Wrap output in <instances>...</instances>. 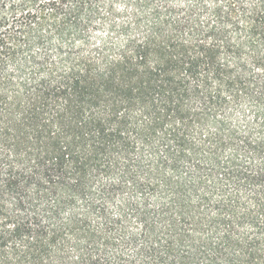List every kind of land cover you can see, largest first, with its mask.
I'll return each instance as SVG.
<instances>
[{"label":"trees","instance_id":"trees-1","mask_svg":"<svg viewBox=\"0 0 264 264\" xmlns=\"http://www.w3.org/2000/svg\"><path fill=\"white\" fill-rule=\"evenodd\" d=\"M147 8L111 7L101 24L114 37L97 45L81 36L93 10L64 21L60 36L68 26L81 43L57 59L18 60L16 42L0 34V264H179L185 257L151 239L146 197L180 198V221L191 218L181 166L219 165L229 144L226 175L258 189L264 215V0H201L180 16ZM123 13L131 16L118 21ZM28 64L36 71L25 74ZM245 107L252 116L242 119ZM235 129L261 131L241 144ZM241 150L247 169L237 165ZM252 222L256 236L228 232L216 254L264 264V223Z\"/></svg>","mask_w":264,"mask_h":264},{"label":"rangeland","instance_id":"rangeland-1","mask_svg":"<svg viewBox=\"0 0 264 264\" xmlns=\"http://www.w3.org/2000/svg\"><path fill=\"white\" fill-rule=\"evenodd\" d=\"M47 1L0 0V34L6 35L5 43L11 45L16 42L12 45H17L18 60L27 57L30 53L39 55L46 53L57 59L59 48L76 49L81 42L70 32L71 28L65 26L63 38L58 33L57 27L69 19L71 22L76 19L86 21L90 10L94 11V14L89 16L92 22L89 23L88 30L82 31L81 36L83 41L89 42L90 45H97L106 37H114L106 25L101 24L111 7L117 13L123 12L139 1L142 4L148 3V12L170 8L180 16V6L197 4L201 0H57L54 4L52 1L55 0ZM77 6L81 7L82 14H76ZM26 10L37 13V18L26 15ZM130 16L131 13H123L118 16L120 19L118 21L127 20ZM11 34L16 37L15 41L9 36ZM5 67L12 69L13 62L7 61ZM33 71L36 69L31 64L24 67L25 74ZM251 116L252 111L249 107H245L243 114L240 115L242 119ZM228 130L230 129H224L225 132ZM235 130L236 143L241 144L246 135L256 136L261 131V129ZM231 145L227 146L231 147ZM229 147L223 153L219 165L202 161L197 163L199 169H196L193 163L181 166L187 187L191 189L188 197V204L192 209L190 216L194 219L193 222L199 220V223L194 225L191 218L180 221V198H174L169 193H157L146 197L149 204L147 217L156 228L155 237L151 239L157 238L162 245L170 247V255L185 257L179 264H229L225 258L226 250L222 249L220 254H216V247L222 245L227 233L237 232L240 237L248 240L259 233L252 222L253 219L263 227L264 215L259 213L257 206L260 198L258 189L226 175L231 167L227 160L229 155L233 154ZM237 157V165L241 168L247 169L251 166V159L245 151H239ZM135 200L138 203L144 201L142 195L136 196ZM111 212L118 213L115 208H111ZM132 216L135 217V214ZM243 217L244 220L241 219ZM131 226L138 233L137 245H141L145 236L142 234L144 228L140 225L139 219L132 221ZM168 231L171 236L167 235ZM180 232L184 234L182 239ZM124 253L133 256L134 248L126 247ZM215 255L221 258L214 261Z\"/></svg>","mask_w":264,"mask_h":264}]
</instances>
